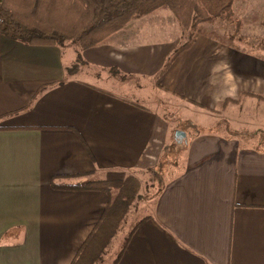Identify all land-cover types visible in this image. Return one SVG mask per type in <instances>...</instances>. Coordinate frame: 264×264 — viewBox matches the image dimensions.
<instances>
[{
    "label": "crops",
    "instance_id": "0c3cea01",
    "mask_svg": "<svg viewBox=\"0 0 264 264\" xmlns=\"http://www.w3.org/2000/svg\"><path fill=\"white\" fill-rule=\"evenodd\" d=\"M139 21L82 50L86 65L70 76L73 49L66 47L69 61L65 48L0 34V264H70L107 195L55 189L51 180L141 172L168 140L147 92L138 100L95 85L79 77L100 76L88 68L115 67L216 114L225 98L264 96L263 60L201 34L159 73L180 37ZM167 22L179 26L173 15ZM218 130L199 129L184 142L117 264H264V145Z\"/></svg>",
    "mask_w": 264,
    "mask_h": 264
},
{
    "label": "trees",
    "instance_id": "16d2710c",
    "mask_svg": "<svg viewBox=\"0 0 264 264\" xmlns=\"http://www.w3.org/2000/svg\"><path fill=\"white\" fill-rule=\"evenodd\" d=\"M235 0H0V34L26 45H50L72 49L75 57L65 66L67 76L73 75L86 65L82 50L101 44L112 33L123 28L136 17L151 14L167 6L179 26L188 31L187 38L167 56L162 73L183 50L187 49L200 34V24L218 20L234 22ZM236 29L240 27L236 20ZM70 43V44H69ZM108 74L120 80H129L134 75L122 74L117 68ZM136 79H139V77ZM141 79V78H140ZM241 96L264 101L259 93L244 91ZM236 99L225 98L220 103L223 109ZM194 103V102H191ZM164 183V182H163ZM163 183L154 194L155 198ZM55 189L99 190L107 195V204L95 226L77 249L70 264H94L121 226L129 207L138 198L140 181L133 175L122 179H100L87 177L74 183H58L51 180ZM146 216L137 220L128 230L120 249L111 264H117L130 237Z\"/></svg>",
    "mask_w": 264,
    "mask_h": 264
},
{
    "label": "rangeland",
    "instance_id": "374dc122",
    "mask_svg": "<svg viewBox=\"0 0 264 264\" xmlns=\"http://www.w3.org/2000/svg\"><path fill=\"white\" fill-rule=\"evenodd\" d=\"M233 10L235 14L234 22L214 20L201 23L200 34L214 39L218 44L235 47L243 53L245 52L256 59L264 61V0H235ZM172 15L171 10L167 6H163L151 14L132 19L134 21L131 20L123 28H128L134 24L133 22L139 20V22L143 21L144 23L145 21L154 22L155 24L159 23L158 26H166V29L172 32L175 30L174 32L180 37L178 42L180 44L186 40L188 31L183 30L180 26H177V28L172 27L167 22L172 18ZM236 20L240 22V27L237 29ZM67 47L72 49L74 45L70 44ZM68 48H65L64 52L66 60L72 54V51H68ZM87 70L94 73V75L95 73L96 75L100 74V76H90L88 78L79 74V77L89 79L95 85L119 91L118 93L122 95L139 100L143 93L147 92L149 104L158 109L161 115L164 116L163 118L165 123H167L169 132L168 140L161 148L159 157L154 164L141 170V172H129L125 175L137 177L140 181V190L138 198L134 199L129 207L121 226L106 246L101 258L94 263L111 264L130 227L149 211L147 207L150 203L149 201L158 191L161 183L175 170L178 155L185 143L178 142L174 137V132L182 130L186 133V138L188 139L191 134L199 129L215 128L219 129V133L237 137L241 143L264 145V101L254 97L241 96L240 94L238 103H228L222 111H217L219 114H216V111H202L196 108L195 105H190L180 98L165 95L154 89V82L151 80L136 79V77L132 76L131 79L122 81L104 71L92 69V72L89 68ZM105 77L111 78L110 82L111 84L113 83V86L106 84L110 82ZM126 85H128V88L124 87ZM136 92L139 94H136ZM177 139H181V137L178 136Z\"/></svg>",
    "mask_w": 264,
    "mask_h": 264
},
{
    "label": "water",
    "instance_id": "95a60500",
    "mask_svg": "<svg viewBox=\"0 0 264 264\" xmlns=\"http://www.w3.org/2000/svg\"><path fill=\"white\" fill-rule=\"evenodd\" d=\"M179 137H181V139H177ZM174 137L178 142H186L187 138H186V133L182 130H176L174 132Z\"/></svg>",
    "mask_w": 264,
    "mask_h": 264
}]
</instances>
